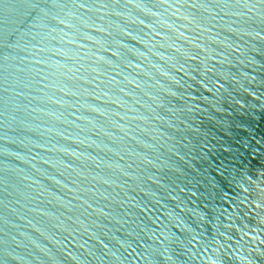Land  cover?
I'll use <instances>...</instances> for the list:
<instances>
[{"label": "water", "instance_id": "95a60500", "mask_svg": "<svg viewBox=\"0 0 264 264\" xmlns=\"http://www.w3.org/2000/svg\"><path fill=\"white\" fill-rule=\"evenodd\" d=\"M0 264H264V0H0Z\"/></svg>", "mask_w": 264, "mask_h": 264}]
</instances>
